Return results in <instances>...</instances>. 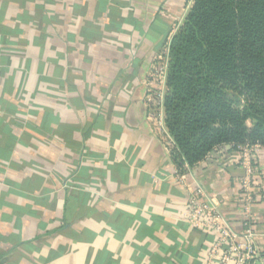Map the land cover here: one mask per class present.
I'll use <instances>...</instances> for the list:
<instances>
[{
	"label": "crops",
	"instance_id": "obj_1",
	"mask_svg": "<svg viewBox=\"0 0 264 264\" xmlns=\"http://www.w3.org/2000/svg\"><path fill=\"white\" fill-rule=\"evenodd\" d=\"M192 4L0 0V264H209L218 235L182 217L197 186L245 242L235 152L179 167L149 121L153 65ZM251 211L264 264V199Z\"/></svg>",
	"mask_w": 264,
	"mask_h": 264
},
{
	"label": "trees",
	"instance_id": "obj_2",
	"mask_svg": "<svg viewBox=\"0 0 264 264\" xmlns=\"http://www.w3.org/2000/svg\"><path fill=\"white\" fill-rule=\"evenodd\" d=\"M165 124L181 167L264 145V0H193L169 42Z\"/></svg>",
	"mask_w": 264,
	"mask_h": 264
},
{
	"label": "built area",
	"instance_id": "obj_3",
	"mask_svg": "<svg viewBox=\"0 0 264 264\" xmlns=\"http://www.w3.org/2000/svg\"><path fill=\"white\" fill-rule=\"evenodd\" d=\"M169 42L170 40L152 68L151 76L156 81L148 88L146 96V103L151 107H160V105L162 107L169 90L167 87ZM149 121L153 123L154 130L172 150L174 140L166 127L165 113L162 111L156 113L152 110ZM231 150L237 155L238 163L244 172L237 190L241 199L245 242H237L236 235L222 220L217 207L211 206L203 200L205 189L202 186H197L190 191L187 207L182 212L183 219L191 227L204 232H215L218 235V239L210 246L206 257L209 264H249L257 253L254 241V217L251 207L257 201L264 199V178L258 172L256 162L258 154L264 150V145L258 142H249L232 146Z\"/></svg>",
	"mask_w": 264,
	"mask_h": 264
}]
</instances>
